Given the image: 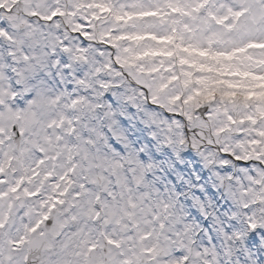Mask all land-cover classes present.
Segmentation results:
<instances>
[{
    "label": "snow or ice",
    "instance_id": "snow-or-ice-1",
    "mask_svg": "<svg viewBox=\"0 0 264 264\" xmlns=\"http://www.w3.org/2000/svg\"><path fill=\"white\" fill-rule=\"evenodd\" d=\"M0 264H264V0H0Z\"/></svg>",
    "mask_w": 264,
    "mask_h": 264
}]
</instances>
